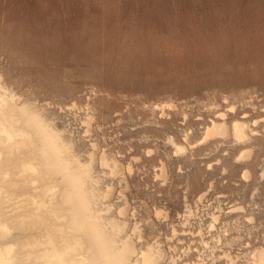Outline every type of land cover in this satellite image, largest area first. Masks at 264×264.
Returning a JSON list of instances; mask_svg holds the SVG:
<instances>
[{"label":"rangeland","instance_id":"1","mask_svg":"<svg viewBox=\"0 0 264 264\" xmlns=\"http://www.w3.org/2000/svg\"><path fill=\"white\" fill-rule=\"evenodd\" d=\"M0 76L65 130L82 160L95 152L99 188L113 186L103 203L116 217L126 207L123 235L138 249L162 248L159 264H228L225 252L235 264H255L253 249L264 247V137L254 138L249 160L236 161L233 138L184 156L168 136L180 140L191 126L195 141L218 110L234 116L233 105L240 116H264V0H0ZM166 102L176 107L162 117L153 108ZM184 112L190 124L181 123ZM104 151L118 159L116 174L101 165Z\"/></svg>","mask_w":264,"mask_h":264},{"label":"bare ground","instance_id":"2","mask_svg":"<svg viewBox=\"0 0 264 264\" xmlns=\"http://www.w3.org/2000/svg\"><path fill=\"white\" fill-rule=\"evenodd\" d=\"M1 83L0 76V264H159L165 255L162 248L156 249L151 244L138 249L132 234L123 235L128 226L126 207H118L120 217H116L112 215L113 203H103L111 197L113 186L105 190L99 188L100 178L94 175L95 152L82 160L80 153L72 150V143L63 137L66 135L61 132L64 129L60 131L54 127L30 101L21 103V97ZM175 107V103L166 102L156 103L153 109L167 117L166 109ZM230 109L236 112L234 116L229 117L226 111L218 110L202 126V136L195 141L191 140V126L183 130L180 140L169 135L168 142L174 154L187 156L190 148L213 140L222 144L233 138L240 151L236 161L249 160L255 147L254 138L264 137V129L258 127L264 128V116L249 118L247 111L240 116L234 105ZM196 119L201 120L203 116L198 115ZM190 122L189 114L184 112L181 123L187 125ZM93 146L95 148L96 143ZM201 149L205 150L206 146ZM147 151L152 153L153 149ZM106 153L100 154L101 165L116 174L120 163ZM134 159L140 157L134 156ZM243 169L242 176L249 181L252 171L248 166ZM128 170L133 171L131 163ZM160 170L158 176L166 179L163 161ZM206 194V191L202 192L198 200ZM240 209L243 207L237 206L231 211ZM187 212L185 217L192 215L191 209ZM163 213L162 209H156L158 216ZM187 217L184 224L189 222ZM211 218L214 229L220 214L213 212ZM173 230L177 232L176 228ZM133 233L140 234L137 224ZM183 233L190 232L184 230ZM202 233L199 230L196 235ZM139 238H142L141 234ZM217 240L223 243L221 237ZM201 242L210 247L209 241ZM176 246L171 245V248L176 249ZM251 255L253 263L264 264V247L253 249ZM220 257L227 258L228 264H235V257L228 252ZM189 262L205 264L201 257Z\"/></svg>","mask_w":264,"mask_h":264}]
</instances>
